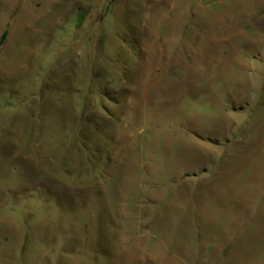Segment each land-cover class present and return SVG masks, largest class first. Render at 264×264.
<instances>
[{"label":"rangeland","instance_id":"obj_1","mask_svg":"<svg viewBox=\"0 0 264 264\" xmlns=\"http://www.w3.org/2000/svg\"><path fill=\"white\" fill-rule=\"evenodd\" d=\"M4 31L0 264H264V0H0Z\"/></svg>","mask_w":264,"mask_h":264},{"label":"crops","instance_id":"obj_2","mask_svg":"<svg viewBox=\"0 0 264 264\" xmlns=\"http://www.w3.org/2000/svg\"><path fill=\"white\" fill-rule=\"evenodd\" d=\"M183 0H172V2L174 3V2H182ZM185 1V0H184ZM193 1V0H192ZM200 1V0H199ZM197 5H198V7H200L201 6V3H196ZM198 7L197 8H194V9H197L198 10ZM189 8H193L192 6L191 7H189ZM196 15V13H193L192 12V16H195Z\"/></svg>","mask_w":264,"mask_h":264},{"label":"trees","instance_id":"obj_3","mask_svg":"<svg viewBox=\"0 0 264 264\" xmlns=\"http://www.w3.org/2000/svg\"><path fill=\"white\" fill-rule=\"evenodd\" d=\"M6 35H7V31H4V33H3V35H2V38H1V40H0L1 43L4 41Z\"/></svg>","mask_w":264,"mask_h":264}]
</instances>
